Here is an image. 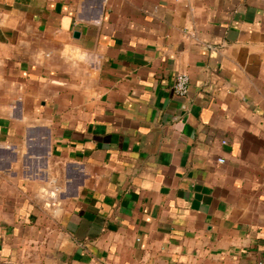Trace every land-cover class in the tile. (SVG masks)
<instances>
[{"label":"crops","instance_id":"1","mask_svg":"<svg viewBox=\"0 0 264 264\" xmlns=\"http://www.w3.org/2000/svg\"><path fill=\"white\" fill-rule=\"evenodd\" d=\"M0 264H264V0H0Z\"/></svg>","mask_w":264,"mask_h":264},{"label":"built area","instance_id":"2","mask_svg":"<svg viewBox=\"0 0 264 264\" xmlns=\"http://www.w3.org/2000/svg\"><path fill=\"white\" fill-rule=\"evenodd\" d=\"M190 78L187 74H178L176 76L173 89L177 96L185 97L189 93ZM220 163H224L223 159L219 160Z\"/></svg>","mask_w":264,"mask_h":264}]
</instances>
